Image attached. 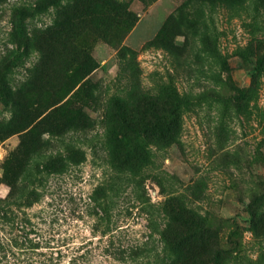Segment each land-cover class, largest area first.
I'll list each match as a JSON object with an SVG mask.
<instances>
[{
    "label": "rangeland",
    "instance_id": "rangeland-1",
    "mask_svg": "<svg viewBox=\"0 0 264 264\" xmlns=\"http://www.w3.org/2000/svg\"><path fill=\"white\" fill-rule=\"evenodd\" d=\"M263 57L264 0H0V264H264Z\"/></svg>",
    "mask_w": 264,
    "mask_h": 264
},
{
    "label": "trees",
    "instance_id": "trees-1",
    "mask_svg": "<svg viewBox=\"0 0 264 264\" xmlns=\"http://www.w3.org/2000/svg\"><path fill=\"white\" fill-rule=\"evenodd\" d=\"M184 7L185 6H182V8ZM263 61L264 57L258 59L259 64H261ZM179 123V114L176 109L173 113V118L168 119L166 116H163L161 105H159L154 99H149L145 100L142 106L138 109V116L135 115L133 117H126L124 119L122 124H120V129L124 136H128V139L136 138L138 135H143L145 138L151 139L157 143H170L176 137L177 130L180 125ZM172 206L173 209L178 210L179 213L182 216H185L186 219H190L192 222H194V224L191 226L192 231L196 232L201 230L202 224L198 216L192 213L178 200L173 201ZM186 228L187 223L185 228H180L179 230L174 231L173 235L175 236V239L184 240L190 237L185 232ZM200 258L201 253L197 256L194 255L195 261L192 264H213L207 263L204 260L197 262L196 260ZM186 264H191V262L189 261Z\"/></svg>",
    "mask_w": 264,
    "mask_h": 264
}]
</instances>
